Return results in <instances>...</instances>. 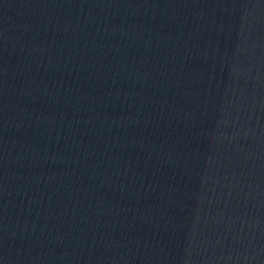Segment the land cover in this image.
<instances>
[{
  "label": "water",
  "instance_id": "obj_1",
  "mask_svg": "<svg viewBox=\"0 0 264 264\" xmlns=\"http://www.w3.org/2000/svg\"><path fill=\"white\" fill-rule=\"evenodd\" d=\"M264 141V0H165Z\"/></svg>",
  "mask_w": 264,
  "mask_h": 264
}]
</instances>
